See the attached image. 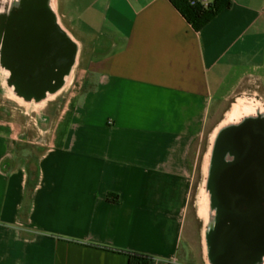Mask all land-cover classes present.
<instances>
[{
	"label": "crops",
	"instance_id": "1",
	"mask_svg": "<svg viewBox=\"0 0 264 264\" xmlns=\"http://www.w3.org/2000/svg\"><path fill=\"white\" fill-rule=\"evenodd\" d=\"M19 2L52 3L78 57L49 126L0 117V264H218L193 239L196 165L237 94L264 99V0L200 32L170 0H0V16Z\"/></svg>",
	"mask_w": 264,
	"mask_h": 264
},
{
	"label": "rangeland",
	"instance_id": "2",
	"mask_svg": "<svg viewBox=\"0 0 264 264\" xmlns=\"http://www.w3.org/2000/svg\"><path fill=\"white\" fill-rule=\"evenodd\" d=\"M51 5L52 3L19 2L20 10H26V8H29L49 16V18L45 20L51 27L53 35L52 47L55 48V62L54 64H51V67L40 65L36 70L28 71V75H32L29 79L22 81L20 78L19 96L17 95V86L15 85V81L12 80L13 76L16 75L17 72L16 66L10 61V59L12 60L15 58V53L13 52L11 57H8L6 64L0 55V107L2 109L0 117L1 119L9 120L16 125L20 124L31 129H38L41 127V124L46 125L45 127H47V123L48 126L50 125L49 123L51 122L49 120L47 121L46 114L52 98L47 99V96L49 94L52 96L55 94V89L57 87L56 81L61 69H66L67 80L70 73L73 69H76L77 66L78 45L73 38L66 34L60 27L56 16L51 10ZM42 20L44 19H36V21ZM59 59H61L60 62ZM69 64H71L70 67H67ZM21 75L22 71L19 72L20 77ZM24 75L27 74L25 73ZM32 94L40 96L43 94L44 96L37 98L28 97ZM236 106L243 109L254 108L255 112L259 110L264 114V99L256 96L254 91L247 92L245 94L239 93L229 104H227V106H225L224 109L227 110V114L224 116L222 122L215 130L208 131L202 143L196 165L197 172L192 199V208L200 209L203 192L209 191L211 207L215 212L212 223L213 235L209 240V244H211V242L213 243V239L215 238L218 230L221 228L222 223L221 214L216 212L217 208L219 209V206L216 207L217 203L219 204L217 194H213V191L215 193L219 192L220 186L222 185V177L224 173L229 170L227 169V161L229 158H234V155L237 154L238 147L236 146V143L241 140L243 134L242 130L237 129L234 137L231 138L229 133L232 128V124L228 122L229 116L231 111ZM50 108L53 107L50 106ZM57 113L58 112H55L56 115ZM256 114L258 113L256 112ZM51 117L53 119L54 115ZM243 118L245 119L240 123V125L251 119V117L246 118L245 116H243L242 119ZM250 121L253 122L252 120ZM226 122L227 124L224 125ZM233 125L236 124L234 123ZM250 130L252 132V143L258 147V178L255 191L258 212L255 214L248 213V208H245L243 213H247V215L249 214V218L253 219L256 224L263 223L264 225V115L256 117V121L252 123ZM207 159L209 161L208 169H206ZM32 160L34 163L36 162L34 158ZM32 169H35V167L33 166ZM203 227V223L200 221L198 227L194 229L193 239L196 243H199L201 230H206L207 225L204 228Z\"/></svg>",
	"mask_w": 264,
	"mask_h": 264
},
{
	"label": "flooded vegetation",
	"instance_id": "3",
	"mask_svg": "<svg viewBox=\"0 0 264 264\" xmlns=\"http://www.w3.org/2000/svg\"><path fill=\"white\" fill-rule=\"evenodd\" d=\"M13 10L7 17L0 16V55L5 64L8 57H11L14 52L15 58L10 59V61L16 66V71H34L40 65L51 67V64L55 62V48L52 47L51 27L45 20L49 16L40 12L26 13L19 9V4ZM36 19L44 20L36 21ZM30 76L32 75L27 74L20 77L16 74L12 80L17 81L22 77L29 79ZM251 137V134H249L246 139L248 143L251 142L247 147L249 153H247L246 159H250V162L247 165L246 175L236 167L226 171L222 177L223 185L220 186L219 190L222 199L219 203L230 209L236 205L237 201L241 202L239 205L242 211L249 208V202H247L245 194L256 191L254 183L257 182L258 178V147L252 143L253 139ZM251 150L254 151L252 155ZM241 156V154L240 156L236 154L235 161L242 160Z\"/></svg>",
	"mask_w": 264,
	"mask_h": 264
},
{
	"label": "water",
	"instance_id": "4",
	"mask_svg": "<svg viewBox=\"0 0 264 264\" xmlns=\"http://www.w3.org/2000/svg\"><path fill=\"white\" fill-rule=\"evenodd\" d=\"M255 193L245 194L248 213L258 212ZM239 204L241 202L237 201L231 209L224 204L219 207L223 212L222 223L213 239V256L218 264H252L264 254V225L250 219Z\"/></svg>",
	"mask_w": 264,
	"mask_h": 264
},
{
	"label": "bare ground",
	"instance_id": "5",
	"mask_svg": "<svg viewBox=\"0 0 264 264\" xmlns=\"http://www.w3.org/2000/svg\"><path fill=\"white\" fill-rule=\"evenodd\" d=\"M51 10H52V12L54 14V9L51 8ZM67 82L68 83L70 82V77L67 78ZM52 97L53 96L51 94H49L47 96V99H50ZM258 111H256L258 113V114H256L254 108H244L243 109V108H241L239 106H236L231 111L230 116H229V120H228V122L230 124H232V128H231V130L229 132L231 138L234 137V134L236 133V130L237 129H240L243 132L242 137H241V140L236 143V146L238 147L237 154H239V156H240V154L242 155L241 156L242 157V160H239V161L236 160L235 161V159H236V154H235L234 155V158H229L228 159V161H227V164H228L227 169L231 170V169H234V168L238 167V169L240 171H242V173L244 175H246L247 168H248L247 165L249 164L250 159H246V155H247L248 151H247V149H245V147L247 148L248 145L251 144V143H248V142H245V141H246L247 137H249V134H252V132L250 130V126L252 125L253 122L256 121V117H259V115H264L263 112H260V111L258 112ZM243 116H245L246 118L247 117H251L250 120H252L253 122H251L250 120H248L244 124L240 125V123L245 119V118L242 119ZM234 123L236 125H233ZM226 124H227V122L224 125H226ZM245 143H246V146H245ZM251 147H253V146H251ZM251 149H253V148H251ZM253 150L250 151L251 155L254 152ZM208 163H209V161L207 159L206 169H208ZM239 165H241V166H239ZM221 184L223 185V182ZM213 194H215V195L217 194L218 202H220L221 199H222V197H221L222 195H221L220 191L218 193H215L213 191ZM202 197L203 198H202V202H201V205H200L199 214H200V216L202 217V219L205 221V223L207 225V229L205 230V241H206V243H208V241L210 240V238L213 235V233H212V230H213L212 229V223H213V220H214L215 212L213 211V209L211 207L210 198H209V191H204ZM217 206L220 207V203L219 204L217 203L216 207ZM220 208L219 209L217 208V211L216 212L218 214L219 213L220 214H223V212L220 210ZM257 264H264V259L261 260L260 262H258Z\"/></svg>",
	"mask_w": 264,
	"mask_h": 264
},
{
	"label": "trees",
	"instance_id": "6",
	"mask_svg": "<svg viewBox=\"0 0 264 264\" xmlns=\"http://www.w3.org/2000/svg\"><path fill=\"white\" fill-rule=\"evenodd\" d=\"M196 32H200L221 13L230 9L232 0H170ZM117 200V199H116ZM129 264H161L151 257L130 255Z\"/></svg>",
	"mask_w": 264,
	"mask_h": 264
}]
</instances>
